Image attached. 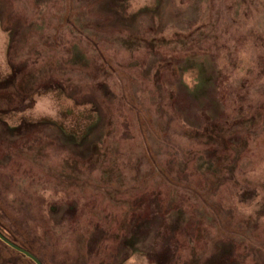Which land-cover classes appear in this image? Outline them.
<instances>
[{
	"label": "rangeland",
	"instance_id": "1",
	"mask_svg": "<svg viewBox=\"0 0 264 264\" xmlns=\"http://www.w3.org/2000/svg\"><path fill=\"white\" fill-rule=\"evenodd\" d=\"M0 220L46 264H264V0H0Z\"/></svg>",
	"mask_w": 264,
	"mask_h": 264
},
{
	"label": "trees",
	"instance_id": "2",
	"mask_svg": "<svg viewBox=\"0 0 264 264\" xmlns=\"http://www.w3.org/2000/svg\"><path fill=\"white\" fill-rule=\"evenodd\" d=\"M5 225L3 224V222L0 220V230L2 231V233L4 235H6L10 240L14 241L15 243L19 244L20 246V243L17 241V235L16 233H13L11 232L10 230H8L7 228L5 229L4 227ZM23 241V240H22ZM0 243L6 247L9 251H11L13 253V255H17L19 257H22L28 264H35L33 261H31L30 259L26 258L25 256H23V254L19 253V251L15 250V249H12L10 247H8L7 245H5L4 243H2V241L0 240ZM27 244L31 245L34 249H36V247H34L31 243H28L26 242ZM22 247V246H21ZM23 248H27V247H23ZM28 249V248H27ZM30 250L31 252H33L34 254H36V256L38 257V259H40V261L43 263V264H46L45 260H43L38 254L37 252V249L36 250H32V249H28Z\"/></svg>",
	"mask_w": 264,
	"mask_h": 264
},
{
	"label": "water",
	"instance_id": "3",
	"mask_svg": "<svg viewBox=\"0 0 264 264\" xmlns=\"http://www.w3.org/2000/svg\"><path fill=\"white\" fill-rule=\"evenodd\" d=\"M0 240L2 241V243H4L5 245H7L8 247L19 251V253L23 254V256H25L26 258L30 259L35 264H43L40 261V259L37 258L36 254H34L33 252H31L28 249H25V248L19 246V244H17L14 241L10 240L6 235H4L2 233L1 230H0Z\"/></svg>",
	"mask_w": 264,
	"mask_h": 264
}]
</instances>
